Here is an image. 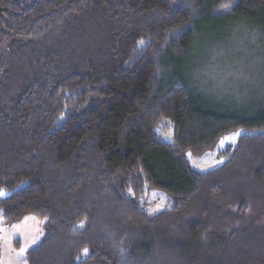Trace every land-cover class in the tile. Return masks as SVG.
<instances>
[{
    "label": "trees",
    "instance_id": "trees-1",
    "mask_svg": "<svg viewBox=\"0 0 264 264\" xmlns=\"http://www.w3.org/2000/svg\"><path fill=\"white\" fill-rule=\"evenodd\" d=\"M224 1L0 0V212L45 219L25 264H264V109L206 102L182 66L203 28L264 25V0Z\"/></svg>",
    "mask_w": 264,
    "mask_h": 264
},
{
    "label": "rangeland",
    "instance_id": "rangeland-1",
    "mask_svg": "<svg viewBox=\"0 0 264 264\" xmlns=\"http://www.w3.org/2000/svg\"><path fill=\"white\" fill-rule=\"evenodd\" d=\"M232 0L224 1L228 8ZM221 10V9H220ZM208 27V26H207ZM203 28L189 61L182 65L185 74L200 91L206 102L225 110L257 114L264 109V25L235 19ZM201 39V40H200ZM181 66V67H182ZM199 96V97H200ZM238 127L220 137L214 147L201 154L186 152L189 163L198 170L220 165L226 155L221 150L236 143ZM172 139L170 132L164 136ZM145 208L155 213L170 207L173 198L164 189L149 188L142 196ZM249 220L264 223V203L260 199L248 202ZM44 218L28 214L21 220L5 223L0 212V264H25V252L38 241Z\"/></svg>",
    "mask_w": 264,
    "mask_h": 264
}]
</instances>
